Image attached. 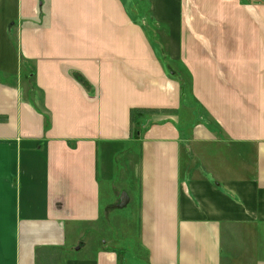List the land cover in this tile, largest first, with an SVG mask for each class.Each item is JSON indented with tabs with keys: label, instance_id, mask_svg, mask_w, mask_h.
I'll use <instances>...</instances> for the list:
<instances>
[{
	"label": "crops",
	"instance_id": "crops-1",
	"mask_svg": "<svg viewBox=\"0 0 264 264\" xmlns=\"http://www.w3.org/2000/svg\"><path fill=\"white\" fill-rule=\"evenodd\" d=\"M39 2L0 0V264H264V0Z\"/></svg>",
	"mask_w": 264,
	"mask_h": 264
},
{
	"label": "trees",
	"instance_id": "trees-1",
	"mask_svg": "<svg viewBox=\"0 0 264 264\" xmlns=\"http://www.w3.org/2000/svg\"><path fill=\"white\" fill-rule=\"evenodd\" d=\"M155 110H149L144 108H132L130 111V120H131V130L134 137H137L138 129L135 127L132 129L134 124L138 123L140 117L145 115L146 113L154 112Z\"/></svg>",
	"mask_w": 264,
	"mask_h": 264
},
{
	"label": "water",
	"instance_id": "water-1",
	"mask_svg": "<svg viewBox=\"0 0 264 264\" xmlns=\"http://www.w3.org/2000/svg\"><path fill=\"white\" fill-rule=\"evenodd\" d=\"M127 202H128V196H127L126 192H122L120 205L123 206V205L127 204Z\"/></svg>",
	"mask_w": 264,
	"mask_h": 264
},
{
	"label": "rangeland",
	"instance_id": "rangeland-1",
	"mask_svg": "<svg viewBox=\"0 0 264 264\" xmlns=\"http://www.w3.org/2000/svg\"><path fill=\"white\" fill-rule=\"evenodd\" d=\"M43 0H40V2L39 3H41ZM46 14H44V12H42V14H41V20H43L44 19V16H45ZM121 210V209H120ZM131 209L130 208H128V211H130ZM128 211L124 208L123 209V213H128Z\"/></svg>",
	"mask_w": 264,
	"mask_h": 264
}]
</instances>
